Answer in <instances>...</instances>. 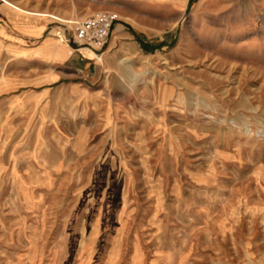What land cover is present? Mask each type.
I'll list each match as a JSON object with an SVG mask.
<instances>
[{"label":"rangeland","instance_id":"1","mask_svg":"<svg viewBox=\"0 0 264 264\" xmlns=\"http://www.w3.org/2000/svg\"><path fill=\"white\" fill-rule=\"evenodd\" d=\"M98 12L50 83L18 30ZM0 264H264V0H0Z\"/></svg>","mask_w":264,"mask_h":264},{"label":"crops","instance_id":"2","mask_svg":"<svg viewBox=\"0 0 264 264\" xmlns=\"http://www.w3.org/2000/svg\"><path fill=\"white\" fill-rule=\"evenodd\" d=\"M44 24L42 21L31 23L27 26L23 23V30H18L19 41L24 44V50L27 56L32 53L36 54L37 59L44 60L43 65L50 68V83L70 80V76L74 78L93 75L100 76L101 69L92 65V60L98 53L104 55L110 47V42L114 43L120 39L121 31L118 26L113 28L112 38L109 41L107 48L97 47L90 49L85 47H76L61 34L53 32L54 27ZM8 36H13V32H9L6 27H3ZM16 36H14L15 38ZM32 41L31 45L27 42ZM27 47L31 50L28 52ZM22 55V54H21ZM54 67V68H53ZM48 75V77H49Z\"/></svg>","mask_w":264,"mask_h":264},{"label":"built area","instance_id":"3","mask_svg":"<svg viewBox=\"0 0 264 264\" xmlns=\"http://www.w3.org/2000/svg\"><path fill=\"white\" fill-rule=\"evenodd\" d=\"M117 15L109 12H98L86 19L75 21L70 25L74 41L85 48H101L111 34Z\"/></svg>","mask_w":264,"mask_h":264},{"label":"bare ground","instance_id":"4","mask_svg":"<svg viewBox=\"0 0 264 264\" xmlns=\"http://www.w3.org/2000/svg\"><path fill=\"white\" fill-rule=\"evenodd\" d=\"M97 59L100 60L101 59V56L100 55H97Z\"/></svg>","mask_w":264,"mask_h":264}]
</instances>
